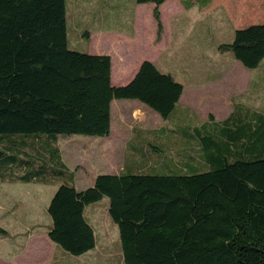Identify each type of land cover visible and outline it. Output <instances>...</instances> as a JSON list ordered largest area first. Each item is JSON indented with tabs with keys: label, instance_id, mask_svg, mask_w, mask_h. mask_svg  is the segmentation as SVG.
<instances>
[{
	"label": "trees",
	"instance_id": "trees-1",
	"mask_svg": "<svg viewBox=\"0 0 264 264\" xmlns=\"http://www.w3.org/2000/svg\"><path fill=\"white\" fill-rule=\"evenodd\" d=\"M134 1L155 4L159 41L164 0ZM217 49L258 66L264 25L234 30ZM110 63L68 46L66 0H0V182L70 181L57 186L46 211L48 238L72 255L95 246L84 207L107 197L123 264H264V113L234 105L221 121L186 126L195 160L165 173L97 174L75 188L58 136L108 135L113 100H137L166 121L161 128L171 120L180 127L181 82L143 60L128 83L113 86Z\"/></svg>",
	"mask_w": 264,
	"mask_h": 264
},
{
	"label": "crops",
	"instance_id": "crops-1",
	"mask_svg": "<svg viewBox=\"0 0 264 264\" xmlns=\"http://www.w3.org/2000/svg\"><path fill=\"white\" fill-rule=\"evenodd\" d=\"M233 2H238V0H164L158 6L162 31L159 41H156V22L153 17L155 4L152 2L66 0V16L70 21V28L67 27V31L69 33L71 30L75 35L73 41L76 45L80 44L84 48L77 50L110 57V82L113 86L128 83L143 60L152 61L161 71L169 72L159 67L157 59L148 55L149 51L157 50L159 58L173 60L174 66H183L185 69L182 74L186 76V84H188L186 88L181 80L169 72L183 85L182 93L174 109L175 121L181 118L179 114H183V112L190 115L191 120L195 119L196 111L192 110L191 105L201 100L229 103L227 113L223 117L215 118L212 113H208L206 119L193 123L192 126H196L202 122L223 120L232 111L234 105H243L253 111L264 113V103H260L262 99L264 100V58L258 66L247 68L240 61L234 59L228 51L217 49V45L222 42L212 45L215 52L213 56L206 54L204 44L209 37H222L228 34L231 36V41L234 30L238 28L251 24L264 25L263 8L255 4L252 8L250 6L246 8L245 0H242L241 7L233 17L229 11V4ZM216 6H219L221 14L214 18L212 12ZM245 8L250 16L242 19ZM230 15H232L231 19H229ZM229 21H232L229 26L234 27L233 31L217 27L219 23L228 24ZM165 29L170 33V41L166 49H160ZM85 30L88 31V35L84 33ZM98 40L106 41L107 46H100L97 44ZM212 75L215 76L213 80L210 79ZM223 83H225L224 86ZM213 84L215 85L213 86ZM213 88H218V91H212ZM222 88L223 92H221ZM228 94L229 97L226 98ZM180 100L184 102L185 110L179 112V106L182 104ZM252 100L254 103L250 102ZM138 102L129 107L119 106L115 113L111 102L110 131L105 140L96 143V149L100 147L96 152L109 156L117 152V145L123 144V150L129 145L133 126L129 127V133L123 128L127 124L128 115L134 117L136 113H140L145 116V113L148 112L144 108L147 106L141 102L138 104ZM213 112L216 113L218 110ZM148 114L151 113L148 112ZM152 115L153 118L158 117L163 123L166 122L160 116ZM64 145L67 146V144ZM57 146L60 147L58 139ZM59 151L61 154L60 148ZM124 169L122 164L119 170L112 169L111 173L98 174H117ZM4 182L9 181L0 183ZM49 225L50 220L47 230Z\"/></svg>",
	"mask_w": 264,
	"mask_h": 264
},
{
	"label": "rangeland",
	"instance_id": "rangeland-1",
	"mask_svg": "<svg viewBox=\"0 0 264 264\" xmlns=\"http://www.w3.org/2000/svg\"><path fill=\"white\" fill-rule=\"evenodd\" d=\"M241 3L242 0H238V2L229 4V11L233 17L237 14ZM245 4L246 8L249 6L252 8L255 4L264 9L263 0H245ZM218 7L216 6L212 12L214 18L221 14ZM246 8L242 19L250 16L246 12ZM231 18L232 15L229 19ZM230 24L232 21H229L228 24L221 22L217 27L233 31L234 27L231 28ZM67 27L70 28L69 17L67 18ZM169 36L170 33L165 29L160 49L168 47ZM74 37L75 35L70 30L68 46L72 49H84L82 45H76L73 41ZM230 37L228 34L222 37H209L204 44L206 54L213 56L215 52L212 45L228 42ZM97 44L107 46V42L104 40H98ZM218 54L217 52L216 55L218 56ZM148 55L157 59L159 67L171 72L177 79L181 80L185 88L188 86L186 84L187 78L182 74L185 69L183 66H174L173 60L159 58L157 50L149 51ZM214 77L212 75L210 79L213 80ZM224 84L222 85L224 86ZM212 91H218V88H213ZM223 91L222 88L221 92ZM227 97L229 94L226 95ZM137 102V100L132 99H115L112 101L113 111L115 113L119 106L129 107ZM250 102L254 103L253 100ZM181 103L179 112L185 110L184 102L181 101ZM260 103H264V100L262 99ZM228 104L201 100L191 105L192 110L196 111V117L192 119L194 122L190 115L183 112V114H179L181 118L175 121L176 125L180 126L179 128H185L206 119L208 113H212L215 118H221L227 113ZM144 108L151 114L147 112L143 116L136 113L134 117H131L130 114L127 117V124L123 128L129 133V127L133 126L130 135L131 137L133 134V137L129 145L124 150L123 144L117 145V152L109 156L96 152L100 149V147L96 149V143L105 140L106 136L81 134H60L58 136V145L60 146L58 148L61 150L62 159L68 168L75 170L74 182L77 189L88 187L96 174L111 173L112 169L119 170L122 164L125 165V169L122 170L123 173H165L168 168L175 169L179 163H183L182 159L186 161L195 160V157H190L196 153L190 150L192 149L190 146L194 144V139L187 136L188 129H174L172 120L168 123V130L164 127L161 128L165 123L158 117L153 118L152 114L154 116L159 115L149 107ZM214 110H218V112L214 113ZM171 119L173 118L171 117ZM156 129L158 132L153 135L150 131ZM132 144L134 145L133 148ZM63 181L70 182L65 178L44 184L20 181L0 183V225L7 231L6 236L0 235V264H123L118 229L107 214V197H102L99 201L89 203L84 207L85 219L92 225L95 234V246L91 250L80 255H72L48 238L46 230L50 219L46 207L55 189Z\"/></svg>",
	"mask_w": 264,
	"mask_h": 264
}]
</instances>
